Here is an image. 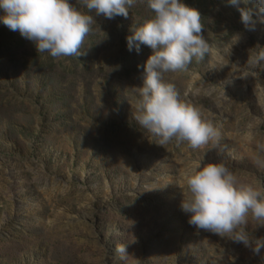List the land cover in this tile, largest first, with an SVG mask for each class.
Listing matches in <instances>:
<instances>
[{"label": "rangeland", "instance_id": "rangeland-1", "mask_svg": "<svg viewBox=\"0 0 264 264\" xmlns=\"http://www.w3.org/2000/svg\"><path fill=\"white\" fill-rule=\"evenodd\" d=\"M185 2L201 13L209 51L165 78L221 134L197 150L151 142L132 118L152 51L127 49L151 15L142 0L127 18L97 17L79 58L38 53L0 23V264H264V250L197 230L180 209L185 172L203 157L264 191V64L245 65L264 48V16L242 4L254 11L249 30L226 0ZM248 231L264 237L262 225Z\"/></svg>", "mask_w": 264, "mask_h": 264}, {"label": "clouds", "instance_id": "clouds-1", "mask_svg": "<svg viewBox=\"0 0 264 264\" xmlns=\"http://www.w3.org/2000/svg\"><path fill=\"white\" fill-rule=\"evenodd\" d=\"M142 2L151 15L131 27L126 37L129 52L139 53L142 46L152 50L143 65H138L143 68V85L135 94V124L153 138L151 142L161 146L173 140L186 141L193 150L210 142L218 146L221 134L217 127L200 109L186 103L175 84L165 78L168 73L187 70L194 58L203 60L208 53L200 11L185 0ZM226 2L240 10L241 22L249 30L256 23L254 11L240 7L242 4H254L257 13L264 16V0ZM136 3L137 0H0V23L31 41L38 53L79 58L86 54L81 48L97 17L127 18ZM234 37L229 55L240 39L238 34ZM262 64L264 48L249 54L245 65L255 71ZM184 179L189 194L182 198L180 209L190 226L229 237L254 254H261L264 237H254L248 225L254 222L264 226V191L240 182L223 161L205 162V157L191 163ZM115 251L123 258L127 245L118 244Z\"/></svg>", "mask_w": 264, "mask_h": 264}]
</instances>
